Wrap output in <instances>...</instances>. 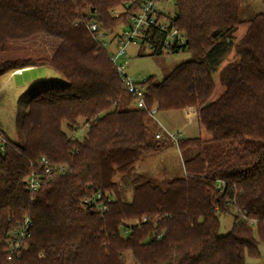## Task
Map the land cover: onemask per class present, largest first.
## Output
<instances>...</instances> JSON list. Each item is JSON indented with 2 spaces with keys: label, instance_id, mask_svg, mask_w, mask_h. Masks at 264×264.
I'll return each instance as SVG.
<instances>
[{
  "label": "trees",
  "instance_id": "obj_1",
  "mask_svg": "<svg viewBox=\"0 0 264 264\" xmlns=\"http://www.w3.org/2000/svg\"><path fill=\"white\" fill-rule=\"evenodd\" d=\"M128 1L139 0H0V51L40 34L57 40L49 54L0 62V79L45 66L59 78L37 82L21 97L25 109L16 116V141L0 128V264L6 262L10 231L25 217L31 235L11 264H125L124 252L136 264H246V257L260 256L264 13L246 20L235 41L245 22L240 0H171L176 10L164 18L165 29L144 32L142 43L162 55L167 33L177 30L185 40L173 42L171 53L191 56L160 82L150 77L136 83L148 91L147 107L193 108L209 137L179 139L177 148L186 155L183 174L163 186L151 179L132 182L127 197L124 181L130 182L136 163L172 144L155 139L156 131L154 140L148 138L147 112L130 107L132 96L97 38L117 36L119 23L129 24L136 6L113 14ZM90 23L98 31H90ZM230 54L234 58L227 60ZM216 72L223 90L208 102ZM80 121L82 138L63 131V125L78 130ZM42 157L67 168L44 178L31 194L25 180L41 173ZM86 199L106 211L97 212ZM226 213H234L233 223L220 235L218 215Z\"/></svg>",
  "mask_w": 264,
  "mask_h": 264
},
{
  "label": "rangeland",
  "instance_id": "obj_2",
  "mask_svg": "<svg viewBox=\"0 0 264 264\" xmlns=\"http://www.w3.org/2000/svg\"><path fill=\"white\" fill-rule=\"evenodd\" d=\"M241 7V19L248 20L257 13H264V4L262 0H240ZM162 13L161 22L164 21L166 16L174 15V6L171 0L167 1V4H160L157 7ZM116 12L120 13L119 7L115 8ZM121 14V13H120ZM119 23L115 30V35L119 36L122 31V26ZM247 26L246 21L239 24L234 37L237 41L245 32ZM117 36H110L106 39V48L110 55L116 49ZM6 51H0V62L7 59L23 58L28 56H43L53 51L57 45V40L48 37L45 34H40L36 38L28 40L26 42H13ZM231 55V54H230ZM227 60L234 58L233 56ZM190 54L185 51L177 53H166L162 55H153L150 46L147 43H142L140 40L137 43H129L125 48L126 69L129 78L135 82L140 83L145 79L154 77L155 82H160L170 70L178 63L189 60ZM215 89L208 99V102L215 100L222 92L223 88L218 82V73L214 74ZM50 81L52 83L58 82L59 78L53 70L49 67H37L30 68L24 71L23 74L11 73L4 75L0 79V128L7 134V136L13 141L17 140L15 120L19 112L25 109L24 102L21 101V97L26 95L31 85L41 82ZM130 107H134V102L130 104ZM162 114L157 112L155 120L151 118L146 119V125L148 127V138L153 139V134L158 127V123L161 122L165 125V129L170 132H177L180 130V126L185 122L180 111L176 112H164ZM163 116L167 119L163 120ZM80 128L76 131L70 132L66 126L63 125L62 129L70 137L82 138L86 129L79 122ZM183 138L199 137L206 139L209 135L204 131L203 127L194 121L187 128L181 131ZM186 155L180 152L175 146L167 145L166 148L160 153L145 155L140 161L136 163L132 171V178L130 182L128 179L124 181V192L127 197L130 195L131 183L135 184L138 180L151 179L155 184L165 185L170 179L179 177L183 174V158ZM136 177L138 179H136ZM120 175L116 174L113 178L114 181L119 182ZM234 213L219 214V230L220 235L228 233L233 223ZM260 256L257 258L246 257V264H264V245L259 247ZM125 264H136L129 252L123 253Z\"/></svg>",
  "mask_w": 264,
  "mask_h": 264
},
{
  "label": "built area",
  "instance_id": "obj_3",
  "mask_svg": "<svg viewBox=\"0 0 264 264\" xmlns=\"http://www.w3.org/2000/svg\"><path fill=\"white\" fill-rule=\"evenodd\" d=\"M168 0H139L137 3L128 1L127 3L119 6L121 9L120 13H126L127 10L133 6H136V11L130 15V21L127 26L122 27V31L119 36L116 37V49L110 56V61L115 65L120 79L124 85L126 91L132 96V102L138 109H142L147 112L148 116L155 120V115L158 112L156 107H147L145 99L148 96V91L144 85L134 83L127 75L126 60L123 59L125 56V48L129 43H137L138 40L144 42V32L151 27H159L160 30L165 29V22L158 20V16L162 13L157 8L160 4H167ZM173 3V2H172ZM174 6V5H173ZM176 7L174 6V12ZM120 13L113 11L115 16ZM88 29L92 32L98 31V25L90 23ZM97 38L102 40V44L106 45L107 42L105 37L100 33L97 34ZM107 38V37H106ZM167 40L163 44L164 53H171L173 42L179 46L184 43L185 37L177 30L172 29L167 33ZM148 44V43H147ZM22 70H17L15 73L20 74ZM145 81V80H143ZM155 139H167L173 145L177 146V142L181 139V132H170L164 128L155 133ZM41 173L31 172L25 180V189L29 193H35L39 190L42 185L44 178H51L55 175H61L66 171V165H55L47 161L44 157L40 159ZM100 196L97 195L96 200H99ZM96 200H84V203L94 205L97 212L103 213L106 211V206L102 203H96ZM145 221V218L142 219ZM32 222L29 217L23 218L16 226L10 231L5 241L6 251V262L4 264H11L14 259H17L21 255V250L25 248L26 241L31 235Z\"/></svg>",
  "mask_w": 264,
  "mask_h": 264
},
{
  "label": "crops",
  "instance_id": "obj_4",
  "mask_svg": "<svg viewBox=\"0 0 264 264\" xmlns=\"http://www.w3.org/2000/svg\"><path fill=\"white\" fill-rule=\"evenodd\" d=\"M262 3H263V0H262ZM241 5V4H240ZM240 9V13H241V7L239 8ZM244 21V20H243ZM246 21V20H245ZM247 27V26H246ZM246 29V28H245ZM233 56V54H231L230 55V58ZM176 111H180L181 112V114H182V117L184 118V120H185V122L184 123H182L181 124V126H180V130H178V131H182L183 129H185V128H187L188 127V125H190L191 123H193L194 121H196L197 123H198V120H197V113H196V110L195 109H193V108H184V109H178V110H169V111H158V112H160V113H162V114H165L164 112H176ZM165 119H167V118H165L164 116H163V120H165ZM159 125H158V127H157V129H156V132H158V131H160L162 128H164L165 127V125L166 124H164V122L163 123H161V122H159L158 123ZM166 128V127H165ZM164 128V129H165ZM181 138H183L182 136H181ZM208 137H206V139H207ZM170 146H175V145H173V144H171ZM175 147H177V146H175ZM164 150V149H163ZM162 150V151H163ZM161 152V151H160ZM160 152H158V153H160Z\"/></svg>",
  "mask_w": 264,
  "mask_h": 264
}]
</instances>
